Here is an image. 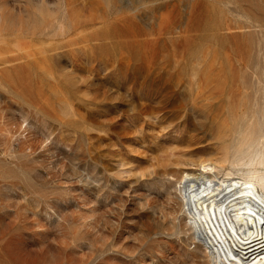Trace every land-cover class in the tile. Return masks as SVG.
Listing matches in <instances>:
<instances>
[{"label": "rangeland", "instance_id": "rangeland-1", "mask_svg": "<svg viewBox=\"0 0 264 264\" xmlns=\"http://www.w3.org/2000/svg\"><path fill=\"white\" fill-rule=\"evenodd\" d=\"M203 162L264 178V0H0V264H211Z\"/></svg>", "mask_w": 264, "mask_h": 264}, {"label": "bare ground", "instance_id": "bare-ground-1", "mask_svg": "<svg viewBox=\"0 0 264 264\" xmlns=\"http://www.w3.org/2000/svg\"><path fill=\"white\" fill-rule=\"evenodd\" d=\"M205 164L182 173L176 188L193 239L211 264H264V178L227 171L219 179Z\"/></svg>", "mask_w": 264, "mask_h": 264}]
</instances>
